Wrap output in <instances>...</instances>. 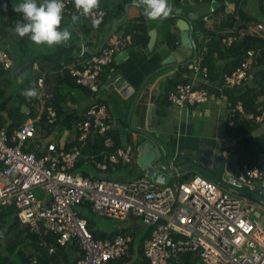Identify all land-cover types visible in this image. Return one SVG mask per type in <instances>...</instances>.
Masks as SVG:
<instances>
[{
    "label": "built area",
    "instance_id": "built-area-1",
    "mask_svg": "<svg viewBox=\"0 0 264 264\" xmlns=\"http://www.w3.org/2000/svg\"><path fill=\"white\" fill-rule=\"evenodd\" d=\"M63 2L65 13H76L74 0ZM106 15L105 9L98 8L92 17H80L91 21L99 17L103 21ZM236 19L237 25L243 23L240 16ZM244 23L246 25L240 29L228 30L230 33L222 37V44L231 46L247 34L264 39V19ZM129 38L110 42L80 67L63 64L61 72L67 70L77 84L97 92L103 67L115 61L116 55L131 42ZM85 51L86 48L82 47L83 54ZM246 54L245 60L231 74L224 75L225 84L241 85L248 79L258 53L250 48ZM0 64L4 70L13 67L12 56L1 48ZM185 66L193 75L189 81L177 83L168 92L169 101L177 106L207 102L210 99L206 87L210 80L209 68L203 64V59L197 58ZM32 67L37 69V63ZM199 79L201 86L196 84ZM36 85L39 97L28 100L37 102L44 124L50 129L58 122V111L52 103V93L45 85V74L37 78ZM228 109L234 117L240 114L249 120L264 119V114L247 113L241 101L229 103ZM112 115L106 104L89 108L84 118L77 120L76 141L71 142L69 148L66 142L55 138L56 134L40 131L39 118H27L13 132L7 125H0V210L14 207L13 215L20 228L39 233L42 237L38 243L50 255L58 252V246L76 243L79 248L77 264L134 262V259L122 260L129 251L131 236L123 231L112 235L101 230L105 236L96 237V229L89 226V219L75 209V206L82 205L104 218L139 220L151 228V234L141 246L142 264H181L180 256L185 252H196L204 264H264V218L253 219V205L245 204L202 173L180 182L161 184L147 175L116 181L76 172L75 166L90 134L109 133L113 129ZM229 122L234 125L233 118ZM42 138L45 140L41 141ZM104 145L100 159L95 156L99 170L133 162L136 155L133 141L117 145L109 135ZM113 147L116 148L113 150ZM253 182L264 187V168L260 161L239 167L229 183L232 187L244 188ZM48 234L54 236V241L45 237ZM39 258L32 256L28 264H45Z\"/></svg>",
    "mask_w": 264,
    "mask_h": 264
},
{
    "label": "crops",
    "instance_id": "crops-1",
    "mask_svg": "<svg viewBox=\"0 0 264 264\" xmlns=\"http://www.w3.org/2000/svg\"><path fill=\"white\" fill-rule=\"evenodd\" d=\"M119 1L120 0H100L99 8L105 9L107 15L104 17L99 28H93L90 19L80 17L77 24L71 26L70 30L72 32V37L68 42L54 46L53 48H49L47 45H40L39 49H34L30 46L31 40L28 36L20 37L14 31L16 24L18 22H23V18L22 14L13 10V7L21 3L22 0H0V48L8 51L12 56H18L16 69H14V71L9 70V73H15L13 78H15L18 83H23V73L28 69L32 70L33 77H36V79L45 74V85L48 92L53 95L52 101H55V104H53L57 111L62 109V114L59 116L57 125L50 129L46 128L41 110L36 113V108L39 109L37 102L29 101L28 98L22 95V92L10 91L12 78L7 76L9 73H6L7 70H4L0 64V99H4L7 96V99L13 100L15 104L13 106V103H8V100H2L0 102V125H7L12 132L17 130L22 122H19L17 118L13 119L12 107L21 105L22 112L24 111L29 117L39 118L38 129L40 131H45L46 133L49 131L52 132V134H56L55 138L58 141L62 140L66 142L68 146L71 142L74 143L76 141L75 124L77 120L83 118L89 108L101 103L106 104L113 114V131L120 135L122 143L133 141L136 147V155L131 164L120 163L116 166L110 165V168L130 167L131 170H134L139 167L145 172V170L139 166L136 159L138 145L145 139V136L134 132V129L128 121V116L137 90L144 83H147L142 100L146 98V101L148 100V108H153V118H150V116L148 117L147 126L149 125L148 122L152 119V125H154V127L156 126V131L152 132L157 134L158 138L165 145V149L171 159L175 160L176 157L180 155H182V158L186 159L188 154L197 157L200 151L209 148L220 149L222 155L220 171H216L211 167H206V169L210 174L230 187H232L229 183L230 178L235 176L238 168L244 165L241 163L243 156L251 154L253 150H258L256 160L264 164V147H261V139L264 138V119L259 123L249 121V126L252 125L254 128L251 127L245 135L236 136L233 132L236 126L230 125L229 121L232 118L234 119L237 115H235V117L231 116L228 109L229 103L236 99L242 102L243 99L241 95L253 88L256 103L249 107L251 110H247L246 112L254 114L256 111L259 112L260 115L264 114V84L261 85L259 82L261 80L259 71L263 67L256 62L250 71L248 79L241 85H227L224 83V75L230 74L227 73L230 68L227 64L231 62V60L223 59L216 51L213 60L216 63L217 71L210 74L211 78L209 83L206 84L211 96L210 99L199 105H174L168 99V92L173 89L177 83L187 82L192 76L188 73L185 66L186 64L180 66L173 65L166 68L162 62L168 55L174 52H176L178 56L177 62L179 63L187 62V59L193 58V53H191L188 48L181 45V30L177 26H173L177 18L164 19L158 22L148 21L144 15L143 7L137 8L133 0H130L128 3V14L122 19L125 12L119 14V7L117 6L120 4ZM181 1L182 0H169V3L174 7L175 4ZM188 1L189 5L184 8L183 12L187 14L194 11L200 15L199 18L193 21L194 32H196L195 39L199 51L197 59L204 58L208 43H212V33H215L217 36L224 29L230 30V27L224 28V22L228 16H241L237 13L241 9L247 12L251 19H253L250 21L264 19L262 0H255L256 2L259 1L258 10L263 14L261 17H258L260 13L258 16L252 13V9L249 5L251 0H225L226 7L223 11L218 10L219 6H216L215 9L212 10L211 2L215 0L208 1L210 2V6L198 5V1L201 0ZM39 2L40 0H38V3ZM210 15H213V18H211ZM63 16L64 19L62 20L61 28L71 25L72 14L63 12ZM207 16H209V20L205 19ZM127 19H137L139 22L145 21V24L148 26V35H144L145 39L142 41H137L136 43H132L133 41L129 42V44L132 45L126 46L125 50L127 51V56L120 62H116V60L113 61V63H115L114 67L110 66L111 63L104 66L98 81L100 86L103 85L112 71L120 67L123 74L134 86V92L125 98L117 89H104L101 90L104 91V93L102 92L99 94L98 92L95 94L88 87L80 84L78 85L77 82V85L70 84L72 79L69 78L67 70L63 73L61 72L62 65L80 67L88 57L99 53L100 50L108 45L110 43V38H112L114 34L118 35V37H116L118 39L117 41L127 39L123 36V31L120 28V25ZM166 24H168L170 28L165 26ZM152 29L156 31V39L153 47L149 48V31ZM146 38L148 40H146ZM14 44L21 48L25 47L24 51L22 53L12 52L11 47ZM82 47L86 48L84 54L82 53ZM21 61L23 63L22 67L17 69ZM36 62L38 65L37 69L32 67V63ZM196 84L201 86L202 81L199 79ZM34 86L37 88L36 82ZM32 109L36 116L32 115ZM135 109H137L136 106L134 110ZM133 114L137 116L135 112H133ZM238 117L239 119H248L242 115ZM145 118L146 116L144 117V121ZM64 124L68 125V128L63 131L62 135L56 132L54 133L55 127ZM122 127L123 130L121 129ZM139 135L143 137L139 139ZM161 136H164V139H161ZM242 137L249 138V142L246 144V148H244L246 153L243 152V156H241L240 153L242 152L238 149V142L241 141ZM170 154H173L175 157L170 156ZM90 157L91 154L83 152L75 171L84 164V162L90 159L94 160L92 166L96 171L105 173L110 169L106 171L99 170L96 166V159L94 156ZM159 159H162V155ZM184 162L188 163L190 160L187 159ZM78 173L87 174L93 178H99L92 173V171ZM197 173L200 172L195 167H191L188 171L173 176L171 182L172 180H177L176 182L186 180ZM125 178L133 180L138 177L131 179L125 176ZM222 187L229 190L245 204L255 207V212L252 215L253 219L264 218V205L252 200L248 196L258 195L255 190L262 187L259 182H253L244 188L233 187L237 190H232L225 186ZM118 231L123 230L120 228ZM109 232L113 233L114 231ZM61 249L67 252L69 257L65 258V260L63 258L64 263H62L61 252L56 256L55 263L51 262L49 264H75L79 253L78 250L72 246Z\"/></svg>",
    "mask_w": 264,
    "mask_h": 264
},
{
    "label": "trees",
    "instance_id": "trees-1",
    "mask_svg": "<svg viewBox=\"0 0 264 264\" xmlns=\"http://www.w3.org/2000/svg\"><path fill=\"white\" fill-rule=\"evenodd\" d=\"M129 1L130 0H120L119 1L120 4L117 5L119 7L118 8L119 14H123V12H125V7L129 3ZM202 1H211V0H202ZM218 1L220 2V5L218 7L219 9L218 8L217 9L220 11H223L224 8L226 7L227 0L226 1L218 0ZM262 1H263L262 2L263 4L264 0ZM263 8H264V4H263ZM237 13L241 15L240 17L242 18L243 23L237 25L238 21L236 19V16L230 15L228 16V18H226L224 22L225 23L224 28L230 27L229 29L231 28L240 29L246 25L244 22L248 20H253L251 19V17L248 15L247 12L241 9ZM120 28L123 31V36L126 38L130 37L131 42L133 41L132 43H136L137 41L138 42L142 41L143 39H145L144 35H148V26L145 24V21L139 22L137 19H127L123 24L120 25ZM227 30L228 29L226 30L224 29L217 36L215 33H212L211 35L212 43L210 44L208 43V47H207V50H205V54L203 58V64L208 66L210 70V74H212V72H216L217 67L215 65L216 64L215 61L213 60V56L215 52L217 51L220 57H222L223 59L231 60V62L227 64V66L230 67L227 73L231 74L233 70L237 66H239L241 62L245 60L246 55H247L246 51L250 48H253L257 51L258 56L254 59L252 63V67L254 63L256 62L258 65H261L263 67L259 71L261 80L259 81L257 79L260 82V84L263 85L264 84V39H260L253 34H247L244 36V38L241 41L239 42L236 41L231 46H227V45L222 44V37L230 33V32H227ZM146 40L148 39L146 38ZM129 45L131 46L132 44H129ZM114 65L115 63H111L110 66L114 67ZM188 73L191 76L193 75L191 71H188ZM69 78L72 79L70 84L77 85L75 79L72 78L70 74H69ZM210 78L211 77H209V79ZM254 97H255V93L253 92V88L249 89L247 92L241 95V98L243 99L242 103L246 109L245 111L251 110V108L249 107H251L252 105L256 103V100L254 99ZM239 101L241 100L236 99L233 102L238 103ZM53 103L55 104V101H53ZM21 114L25 115V112L24 111L22 112L21 105L18 106V110L16 114L12 111L13 119L17 118L19 122H23V120L20 118ZM58 114L59 116H61L62 109L58 110ZM254 114L260 115V113L256 111L254 112ZM32 115L36 116L35 113L33 112V109H32ZM239 115L240 114H237V116L234 118V127L235 126L236 127L233 129V132H234V135L236 136L245 135L248 132V130L251 129L252 125L249 126L250 125L249 121L254 122V123L260 122V121H255V120H249L246 118L239 119L238 117ZM254 123H253V126H254ZM109 135H111L115 139L117 145H120L122 143V138L120 137V135L117 132H114L113 130L105 135L96 134L93 132L90 134V137L86 142L87 144L85 145L83 152L91 154V157L94 156L95 158L96 156L97 159H100L99 154L105 148L104 141H105V138ZM248 139L249 138L247 137L245 138L242 137L241 141L238 142V149L242 152L240 153L241 156H243V152H245L244 148H246L245 146L249 142ZM71 146L72 144L68 145L67 147H71ZM261 147H264V138L261 139ZM115 148L116 147H113L112 149L114 150ZM256 154H258V150H255V151L253 150L251 154H246L245 156L242 157L241 163L250 164V165L256 163L257 162ZM76 166H75V169H76ZM262 167L264 168V164H262ZM84 175H87V174H84ZM82 206L86 207L85 205H82ZM14 213H15L14 207L0 210V264H28L32 256H40L39 260H41L45 264H49L51 262L55 263L56 256H58L61 252H62V263H64L63 258L65 260V258L69 257V254L65 252L64 250H62L61 248H67L69 246H65V247L58 246V252L54 255H50L47 249L43 245L38 243L42 236H40V234L37 232H33L29 230V228L21 229L19 226L17 217L13 215ZM94 224H95V221L92 219H89V226L91 228L94 226ZM94 233L96 237L105 236V233L102 232L101 230H96ZM117 233H118V230L114 231L111 234L115 235ZM150 234H151V228L148 227V230L138 240H136L135 235H133V237L131 236L132 241L130 243L129 251L127 255L123 257L122 260L134 259V262L132 264H138V263L142 264V262L144 261L142 260V257L144 255H143V251L141 250V246L145 238L149 237ZM45 237L49 241H54V238H53L54 236H52L51 234H48ZM75 244L70 245V247L72 246L76 248L79 252V248ZM195 255L200 257L199 254L197 255L196 252L183 253L180 256L181 264H193ZM121 262H119V264ZM75 264H77V260L75 261ZM173 264H176V263H173Z\"/></svg>",
    "mask_w": 264,
    "mask_h": 264
},
{
    "label": "water",
    "instance_id": "water-1",
    "mask_svg": "<svg viewBox=\"0 0 264 264\" xmlns=\"http://www.w3.org/2000/svg\"><path fill=\"white\" fill-rule=\"evenodd\" d=\"M218 1L211 2L212 10L215 9L217 6ZM189 5L188 0H182L181 2L174 5V13L170 15L168 18H177L174 22L175 25L181 30L180 39L181 45L185 48H188L191 53H193V58L187 59V62L196 60L198 56V46L196 43V32H194V19L199 18V13L194 11L185 14L183 12L184 8ZM128 7L129 4L126 5L125 15L122 19H124L128 14ZM213 18V15H210ZM209 20V16L205 18ZM203 34V33H202ZM149 48H152L156 39V31L152 29L149 31ZM127 56V51L122 50L120 51L116 57V62L122 61ZM178 56L176 52L168 55L163 60L164 67L168 66H180L184 65L187 62H177ZM13 67L12 69H16L18 64V56H13ZM147 83H144L142 86L139 87L137 90L136 97L132 103L131 111L129 112L128 121L131 124V127L134 129L135 132L144 135L145 139L139 143L137 148V163L139 166L145 170V175L150 177L151 179L155 180L161 184H168L171 181L172 176L179 174L184 171H188L189 168L195 167L200 173L207 176L208 178L216 181L219 185L231 188L232 190H237L229 185H226L224 182L216 178L214 175L210 174L206 167L214 168L216 171H220L221 167V158L222 155L220 153V149L216 148H209L207 150H203L199 152V156L193 157L192 155L188 154L185 158L180 156L176 157V159H171L165 149V145L162 141L158 138L157 134H154L152 131H156V126L152 125V119L148 122V117L153 118V108H148L146 98L142 100V96L146 90ZM113 90L117 89L120 91L123 97H128L132 94L135 90L132 83L128 80V78L123 74L120 67L114 69L108 79L100 86V90ZM135 106L137 109L134 110ZM133 112L137 114L134 115ZM145 115V121L144 117ZM162 155V159H159ZM187 159L190 162L186 163ZM178 163V164H177ZM177 164V165H176ZM256 193L257 196L248 195L252 200L264 205V187L257 188ZM243 193V192H241ZM246 194V193H245Z\"/></svg>",
    "mask_w": 264,
    "mask_h": 264
},
{
    "label": "clouds",
    "instance_id": "clouds-1",
    "mask_svg": "<svg viewBox=\"0 0 264 264\" xmlns=\"http://www.w3.org/2000/svg\"><path fill=\"white\" fill-rule=\"evenodd\" d=\"M133 3L137 8L143 7L144 15L148 21H157L168 18L174 11L169 0H133ZM74 7L76 13H79V15L76 13L72 14L71 25L61 28L65 8L63 0H40L39 3L38 0H22L21 3L16 4L13 7V10L22 14L23 18V22H18L16 24L14 31L20 37L28 36L36 45H47L49 48H53L54 46L66 43L72 37V32L70 30L71 26L77 24L81 15L84 17H92L94 10L100 7V0H74ZM91 22L93 28H99L102 21L99 17H94ZM90 90L97 94L100 90V84L97 92H94L92 89ZM22 95L26 98L35 99L39 97L40 93L35 86H32L25 90Z\"/></svg>",
    "mask_w": 264,
    "mask_h": 264
},
{
    "label": "rangeland",
    "instance_id": "rangeland-1",
    "mask_svg": "<svg viewBox=\"0 0 264 264\" xmlns=\"http://www.w3.org/2000/svg\"><path fill=\"white\" fill-rule=\"evenodd\" d=\"M198 5H208L210 6V2H203V1H198ZM251 9H252V13L255 16H258L259 13L260 15L258 17H261L263 14H261V12H259L258 10V5H259V1H255V0H251L249 3ZM141 11V9H140ZM238 18V16L236 17ZM164 20V19H162ZM160 20L157 21H151V22H158ZM165 26L169 27L168 24H166ZM176 26V25H173ZM170 28V27H169ZM118 35L114 34L112 38H110V42L111 43H116L117 42V38ZM30 46H32L34 49H39L40 45H37L35 43H33L32 41H30ZM24 48L19 47L18 45L14 44L11 47V51H15L16 53H22L24 51ZM22 61L20 62L19 66L17 69H20L22 67ZM10 71H14V70H10ZM9 70L6 73L10 72ZM8 77H11V88L10 91L13 92H24L25 90L29 89L30 87L35 85L36 82V77H33V73L31 69L26 70L23 73V83H18L17 80L15 78H13L15 76V73H9L7 74ZM104 93V91H99V94ZM2 100H8V103H13L14 101L11 99H7V96L4 99H0V102ZM13 106L15 105L14 103L12 104ZM18 106L16 107H12V111L16 114L17 110H18ZM36 113L39 112V109L36 108ZM29 116L27 114H21L20 118L25 121ZM68 125L64 124V125H60L58 127L54 128V133H58L60 135L63 134L64 130H67ZM123 130V127L121 128ZM135 132V131H134ZM140 137H143L141 135L138 136V138L140 139ZM161 139H164V136H161ZM45 139L42 138L41 141H44ZM170 156L175 157L173 154H170ZM199 156V154H198ZM93 161V163H92ZM92 164H94V160L90 159L89 161L84 162V164H82L76 171L78 172H83V171H92V173H94L97 177L102 178V179H107V180H116V181H128L129 178H125L126 177H130L135 178V177H139L141 174H145V172L143 170H141L139 167L138 169H134L131 170L130 167H111L108 171L104 172H98L96 171V169L93 168ZM95 167V166H94ZM177 180L173 181L174 183H176ZM180 182V181H179ZM75 209H77L78 211H80L84 216H86L89 219H92L95 221L94 224V228L96 230H107V231H117L120 228H122V230L126 233L129 234L130 236L133 237V235L136 236V240H138L139 238H141V236L148 230V226L141 222V221H137L136 222H130V221H125L122 219H112V218H104L100 215H98L95 211L89 209L88 207H84V206H75ZM193 264H204V261L201 257H198L195 255L194 257V261Z\"/></svg>",
    "mask_w": 264,
    "mask_h": 264
}]
</instances>
